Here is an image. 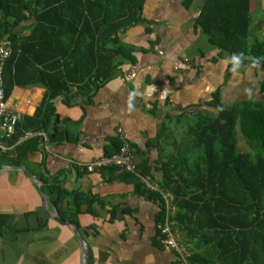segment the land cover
Here are the masks:
<instances>
[{
	"label": "crops",
	"instance_id": "crops-1",
	"mask_svg": "<svg viewBox=\"0 0 264 264\" xmlns=\"http://www.w3.org/2000/svg\"><path fill=\"white\" fill-rule=\"evenodd\" d=\"M185 1L147 0L146 22L120 36L132 48L134 60L120 63L116 76L89 96L76 95L69 103L57 97L49 133L33 132L15 143L5 140L0 149V168L25 165L46 183L50 213L78 225L90 250L87 264H186L158 237L157 202L139 195L133 181L110 179L108 170L87 167L107 156L117 138L135 149L138 166L177 155L186 140L172 134L174 123L183 115L217 113L209 102L218 89L223 103L240 92L237 80L223 88L228 62L219 49L201 46L204 35L195 23L204 0L190 6ZM14 93L23 118L35 113L43 89L16 88ZM59 135L62 138H51ZM27 140L31 147L36 143L35 148L17 164L16 148ZM154 174L149 182L157 188L160 175ZM59 187L66 192L61 200ZM74 192L93 201L77 215ZM0 215L8 217V225L0 230V264H81V245L72 229L48 215L38 184L21 171L0 175Z\"/></svg>",
	"mask_w": 264,
	"mask_h": 264
},
{
	"label": "trees",
	"instance_id": "trees-1",
	"mask_svg": "<svg viewBox=\"0 0 264 264\" xmlns=\"http://www.w3.org/2000/svg\"><path fill=\"white\" fill-rule=\"evenodd\" d=\"M146 1L0 0V40H10L13 49L3 68L6 99L16 88L43 89L35 113L20 118L11 143L28 132L49 133L57 97L69 103L76 95L89 96L116 76L120 63L134 60L120 36L146 22ZM253 24L252 0H204L201 6L195 27L220 56L228 54L226 80L237 58L264 71V41L250 42ZM259 95L226 105L218 89L209 102L217 113L201 114L190 125L178 155L156 165L146 161L138 172L104 168L110 179L133 181L139 195L158 203V237L165 238L162 226L169 221L191 245L186 264H264V81ZM239 134L247 146L240 145ZM29 143L17 146L14 162L22 163L35 148ZM122 145L117 138L106 155ZM155 171L160 179L152 188L146 180ZM56 191L64 198L61 187ZM72 195L76 215L93 202L81 192ZM7 225L8 217L0 215V230Z\"/></svg>",
	"mask_w": 264,
	"mask_h": 264
},
{
	"label": "built area",
	"instance_id": "built-area-1",
	"mask_svg": "<svg viewBox=\"0 0 264 264\" xmlns=\"http://www.w3.org/2000/svg\"><path fill=\"white\" fill-rule=\"evenodd\" d=\"M11 42L10 40L3 39L0 40V149H3V143L5 140L10 139L16 133V127L20 121V114L10 107L8 100L6 99V92L4 87V76L3 68L5 61L12 54ZM33 132H28L25 137L30 136ZM90 171H94L96 168H107L115 167L119 171H129V172H138L137 164V154L135 149L128 143L124 142L120 150L111 156H104L97 161H94L87 165ZM149 178L146 180L148 185L152 188H155L153 185H150ZM165 197L170 203L172 200L171 194H165ZM162 233L165 235L163 239L164 243L176 250L181 257L187 259L189 255L188 246H184L178 240V232L173 230L172 224L167 221L162 226Z\"/></svg>",
	"mask_w": 264,
	"mask_h": 264
},
{
	"label": "rangeland",
	"instance_id": "rangeland-1",
	"mask_svg": "<svg viewBox=\"0 0 264 264\" xmlns=\"http://www.w3.org/2000/svg\"><path fill=\"white\" fill-rule=\"evenodd\" d=\"M252 18L254 21V28L252 27L253 31L250 36V42H254L255 40L257 41H264V0H254L252 4ZM203 44L201 45L202 48L206 51H213L215 47L211 46V44L208 43L206 36L202 37ZM222 59H226V63L229 60L228 54L225 52L224 54L221 55ZM221 61V60H220ZM238 62V61H237ZM235 70L232 71V75L229 77V80H226L227 78L225 77V82L226 84L223 86V88L228 87L231 85V81L236 80L239 82V84H236V90L240 91L237 93L236 96H233L232 101L227 100L226 105H231L234 103H240L241 100L243 99H257L260 98L259 95V87L262 81H264V71H256L253 70L252 68H247L245 65L244 60H240L236 65ZM238 71H243V73L238 72ZM240 74H236V73ZM235 74L238 75L237 79L235 78ZM243 75V76H240ZM228 81V82H227ZM234 84V83H233ZM222 88V90H223ZM231 88V87H230ZM223 96V93H222ZM235 97V98H234ZM240 98V99H238ZM8 103L11 105V107L18 111L21 107V103L19 102V99H17V96L15 93L8 99ZM209 112L203 111L200 114H207ZM198 115H190V116H182L180 123L178 124L177 122L174 123V129L175 131L172 133L175 135V138H184L186 141L187 139L185 138L186 136L188 137L189 140V134H188V128L192 124H195ZM185 127L184 130L181 129V127ZM239 140H240V145L241 146H247L245 139L239 134ZM174 150V149H172ZM178 155V152H175ZM178 240L181 244L184 246H188V250L191 248V245H187L181 236H178ZM190 251V250H189Z\"/></svg>",
	"mask_w": 264,
	"mask_h": 264
},
{
	"label": "water",
	"instance_id": "water-1",
	"mask_svg": "<svg viewBox=\"0 0 264 264\" xmlns=\"http://www.w3.org/2000/svg\"><path fill=\"white\" fill-rule=\"evenodd\" d=\"M7 170L21 171L25 176L33 179L38 184V189H39L40 195L42 197V202H43L45 211L48 213V215L52 219H54L55 221H57L61 224L67 225L72 229L75 237L77 238V240L79 241V243L81 245V249H82L81 264H87V260H88L89 254H90V250H89L88 243H87L86 239L84 238L80 228L78 227V225L75 222H73L71 220H66L59 214L52 215L50 213L48 204L52 203V201H51V198H50V196L46 190V183L39 176L31 173L26 168V166L23 164H20V165H8V164L3 165L0 168V175Z\"/></svg>",
	"mask_w": 264,
	"mask_h": 264
}]
</instances>
